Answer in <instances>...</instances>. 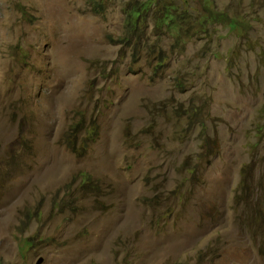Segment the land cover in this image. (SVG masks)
<instances>
[{
  "label": "rangeland",
  "instance_id": "374dc122",
  "mask_svg": "<svg viewBox=\"0 0 264 264\" xmlns=\"http://www.w3.org/2000/svg\"><path fill=\"white\" fill-rule=\"evenodd\" d=\"M133 1L0 0V264H264V0Z\"/></svg>",
  "mask_w": 264,
  "mask_h": 264
},
{
  "label": "trees",
  "instance_id": "16d2710c",
  "mask_svg": "<svg viewBox=\"0 0 264 264\" xmlns=\"http://www.w3.org/2000/svg\"><path fill=\"white\" fill-rule=\"evenodd\" d=\"M94 2L93 7L96 11L100 10L98 7L103 4L101 0H89ZM206 12L203 15L193 16V8L190 5V0H143L133 1L128 3L125 7L124 32L120 37V43L131 47L133 52L137 50L141 42V38L147 34L146 25L141 27L140 24L146 17L149 11V5H158L156 22L154 27L160 31L163 28H176L178 30L177 42H180L183 37L188 39L191 37L190 30L194 29L198 32L200 37L208 36V28L211 27L215 21L221 19H229L233 22L235 29L241 30L238 26H244L242 23V16H230L225 11L216 9L214 0H202ZM151 17V16H149ZM145 24V23H144ZM163 65V60L157 57V62L154 63V73H159ZM197 109L194 107L190 109L191 114H196ZM75 132V126H71ZM67 141H70V136L66 134ZM88 180V175L86 176Z\"/></svg>",
  "mask_w": 264,
  "mask_h": 264
},
{
  "label": "bare ground",
  "instance_id": "6f19581e",
  "mask_svg": "<svg viewBox=\"0 0 264 264\" xmlns=\"http://www.w3.org/2000/svg\"><path fill=\"white\" fill-rule=\"evenodd\" d=\"M66 35H67V33H66ZM66 35H65V36H66ZM69 36H70V35H69ZM69 36H68V37H69ZM67 39H68V38H67ZM69 39H71V37H69ZM69 39H68V40H69ZM71 41H72V39H71ZM71 41H70V43H69L70 45L73 43V41H72V43H71Z\"/></svg>",
  "mask_w": 264,
  "mask_h": 264
},
{
  "label": "water",
  "instance_id": "95a60500",
  "mask_svg": "<svg viewBox=\"0 0 264 264\" xmlns=\"http://www.w3.org/2000/svg\"><path fill=\"white\" fill-rule=\"evenodd\" d=\"M42 262V259H39L38 263Z\"/></svg>",
  "mask_w": 264,
  "mask_h": 264
}]
</instances>
